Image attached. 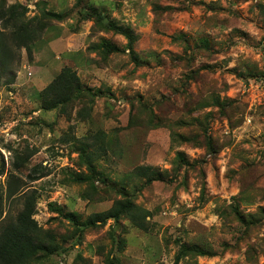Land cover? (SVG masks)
Here are the masks:
<instances>
[{
	"label": "rangeland",
	"instance_id": "rangeland-1",
	"mask_svg": "<svg viewBox=\"0 0 264 264\" xmlns=\"http://www.w3.org/2000/svg\"><path fill=\"white\" fill-rule=\"evenodd\" d=\"M4 2L44 22L29 49L12 46L8 66L0 58V216L33 192L43 245L24 264H264V0ZM91 7L134 33L133 50ZM13 27L0 19V35ZM102 38L120 50L103 56ZM63 66L84 92L44 109ZM138 165L169 181L141 187ZM119 190L146 210V229L125 218L87 227Z\"/></svg>",
	"mask_w": 264,
	"mask_h": 264
},
{
	"label": "trees",
	"instance_id": "trees-1",
	"mask_svg": "<svg viewBox=\"0 0 264 264\" xmlns=\"http://www.w3.org/2000/svg\"><path fill=\"white\" fill-rule=\"evenodd\" d=\"M89 9L94 17L95 24L100 28L106 30L111 29L117 33L124 34L128 39L127 47L129 51L133 50L135 39L133 32L122 25H117L110 19L103 21L107 18L104 14H101L93 7ZM25 12L26 7L20 2L11 3L10 5L5 6L4 0H0V19L2 20L3 25L8 26V24H10L11 26H14L8 35L5 36L4 33L0 35V58L2 63L6 66L9 64V61H7L8 58L10 60L12 58V52H14V47L12 48V46L29 49V46L35 39L37 33L44 28V22L40 19L36 20L34 26L31 20H25ZM46 15L53 18H59L61 16L60 13L53 11H47ZM94 48L99 52L101 50L105 57L112 52L120 50L116 44L110 42L106 38H102L100 41L96 42ZM82 86L83 85L81 84L75 70L71 69L69 66H63L54 79L42 89V107L44 109H50L55 105L64 104L66 101H69L73 97L84 92ZM85 93L87 92L85 91ZM215 101L218 103V99H215ZM155 126L164 125L158 121ZM206 126L207 124L202 128L204 138L203 146H205L207 152H215L212 147V145H214L213 139L207 133ZM178 137L180 139L179 142L177 141L178 143L190 142L195 139L197 140V135L195 139V136L192 139L191 136L189 137V135L185 133H178ZM176 159L178 166L188 162L186 154L183 151L176 152ZM87 168L89 174L84 176L83 180H88L92 183L97 177L96 168L92 163H89ZM136 169L140 171H136L135 175L144 177L141 187H143V185H148L152 181H169L166 176L168 173L165 170L159 168L151 169L149 166L140 165L136 166ZM119 192L123 195H128V192H124V190H119ZM14 194L15 189L8 186L6 191L7 198L13 197ZM127 195L120 199H116L107 210L93 214L86 223V226H96L97 221L105 223L109 218H112L116 222L121 218H125L129 220L134 227L138 229H146V210L136 204L134 200ZM35 199V194L33 192L29 193L24 198L23 207L14 217L6 216L1 218L0 216V264H24L25 261L42 249L43 245L38 236L39 226L32 217L35 207ZM50 207L51 210L63 214L62 208L56 203H50ZM1 213L2 210L0 209V215ZM196 250V254L203 253L200 249ZM177 258L174 262L178 261ZM116 260L117 258L115 256L108 257V264H115Z\"/></svg>",
	"mask_w": 264,
	"mask_h": 264
}]
</instances>
